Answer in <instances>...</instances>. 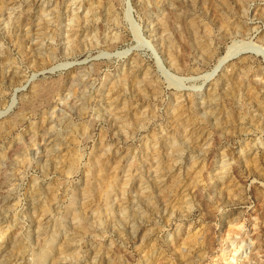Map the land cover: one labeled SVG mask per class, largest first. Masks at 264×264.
Listing matches in <instances>:
<instances>
[{"label":"rangeland","instance_id":"374dc122","mask_svg":"<svg viewBox=\"0 0 264 264\" xmlns=\"http://www.w3.org/2000/svg\"><path fill=\"white\" fill-rule=\"evenodd\" d=\"M0 264H264V0H0Z\"/></svg>","mask_w":264,"mask_h":264},{"label":"bare ground","instance_id":"6f19581e","mask_svg":"<svg viewBox=\"0 0 264 264\" xmlns=\"http://www.w3.org/2000/svg\"><path fill=\"white\" fill-rule=\"evenodd\" d=\"M232 51V50H231ZM232 54V52L228 51L220 60L219 64H222L224 61H226L227 58H229V56ZM218 67V65L216 66V68ZM215 71V70H214ZM208 240V239H207Z\"/></svg>","mask_w":264,"mask_h":264},{"label":"water","instance_id":"95a60500","mask_svg":"<svg viewBox=\"0 0 264 264\" xmlns=\"http://www.w3.org/2000/svg\"><path fill=\"white\" fill-rule=\"evenodd\" d=\"M232 58V57H231Z\"/></svg>","mask_w":264,"mask_h":264}]
</instances>
